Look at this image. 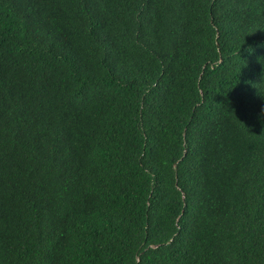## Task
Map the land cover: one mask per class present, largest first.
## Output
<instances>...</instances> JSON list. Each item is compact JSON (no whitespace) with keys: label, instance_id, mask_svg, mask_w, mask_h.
<instances>
[{"label":"trees","instance_id":"trees-1","mask_svg":"<svg viewBox=\"0 0 264 264\" xmlns=\"http://www.w3.org/2000/svg\"><path fill=\"white\" fill-rule=\"evenodd\" d=\"M0 264H264V0H0Z\"/></svg>","mask_w":264,"mask_h":264}]
</instances>
